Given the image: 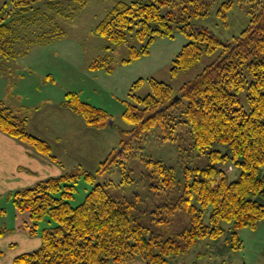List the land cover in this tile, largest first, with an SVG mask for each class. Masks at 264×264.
Returning <instances> with one entry per match:
<instances>
[{"label":"trees","instance_id":"1","mask_svg":"<svg viewBox=\"0 0 264 264\" xmlns=\"http://www.w3.org/2000/svg\"><path fill=\"white\" fill-rule=\"evenodd\" d=\"M71 1L74 5L70 11L65 0L5 3L0 8V55L15 59L21 54L16 49L17 26L9 19L13 13L18 15L20 23L37 24L42 19L40 14L45 12L43 6L60 16L71 17L88 3V0ZM214 1L118 0L99 22L97 31L101 35L115 45H128L125 62L148 54L156 37H174L176 32L185 34L188 41L173 59V74L191 68L205 54L217 51L218 54L178 90L165 81L151 78L148 94L132 93L134 101L126 103L124 119L133 127L120 131L119 146L100 163L96 173L77 168L12 193L16 208L29 212L32 223L26 221V225L31 234L37 233L41 220L55 222L43 228L42 245L16 256L14 264H111L127 262L138 255L147 264H169L170 258L187 252L199 240L221 236L225 232L223 222L232 223L233 239L237 241L233 246L239 247L241 238L237 230L256 227L264 219V0H248L251 13L248 24L227 40L197 22L199 17L209 14ZM232 6L233 0L222 1L218 15L226 19ZM43 20L55 29L42 35L63 36L64 30L52 22L53 17ZM91 67L112 71L108 57L96 59ZM141 82L142 79L137 80L131 90ZM65 105L82 115L91 127H105L112 118L76 92L66 94ZM181 124L190 127L194 147L208 154L209 163L185 167L172 208L184 209L190 223L179 232L165 234L153 228L155 217L148 223L142 221L143 216L132 200L118 198L111 182L99 183L96 178L113 164L124 163L133 141L144 134L159 128L166 132L164 138L175 139L174 129L179 130ZM26 125V117L0 100V129L56 161L49 142L30 133ZM217 143L228 146L229 150L216 148ZM227 159L241 168L234 180L217 166ZM148 163L154 177H162L160 181L165 185L176 182L172 166L161 159H150ZM81 176L92 187L84 200L74 205L72 199ZM4 233V229L0 230V235Z\"/></svg>","mask_w":264,"mask_h":264},{"label":"rangeland","instance_id":"2","mask_svg":"<svg viewBox=\"0 0 264 264\" xmlns=\"http://www.w3.org/2000/svg\"><path fill=\"white\" fill-rule=\"evenodd\" d=\"M118 0H88V3L71 16H60L44 7L39 23H20L13 13L10 20L18 29L16 49L21 54L13 59L0 55V100L27 119V130L49 142L56 161L55 169H61L58 176L81 168L96 173L100 163L119 146L121 130L131 129L132 124L124 119L127 102L134 101L133 94L145 96L151 91V78L165 81L178 90L185 82L193 79L218 54H205L201 61L191 68L173 74V59L188 41L185 34L176 32L174 37L158 36L152 42L148 54L125 62L129 47L115 45L97 31V25ZM215 0L207 16L199 17L198 23L208 26L221 39H232L248 24L251 13L248 0H233L227 18L218 15L220 3ZM10 0H0V8ZM38 2V5H41ZM44 4V3H43ZM66 9L73 7L71 0H65ZM37 5V4H36ZM64 30L62 37L47 38L44 31L55 27L46 17ZM43 30V31H42ZM103 57L110 59L112 71L104 67L93 69L91 64ZM142 79L134 90V83ZM76 92L81 99L104 109L111 115L108 125L102 128L88 126L82 115L65 105L66 94ZM244 101V96H241ZM174 129L175 139L164 138L166 132L155 128L133 141L124 163H115L111 168L97 175L96 182H111L115 195L120 199L132 200L144 222L151 217L153 228L165 234L183 230L190 223L184 209L172 208L176 201V187L184 177L185 167L205 166L209 163L207 153L194 147L186 124ZM223 152L229 150L224 144H215ZM161 159L174 168L176 182L165 185L161 178L154 177L148 160ZM217 166L224 169L230 180L239 177L241 168L231 159L220 161ZM154 177V178H153ZM173 186V188H172ZM92 184L81 176L76 184L74 205L81 203ZM12 195V194H11ZM11 195L0 197V230L7 229V235L28 229L31 224L29 212L19 211ZM171 207V208H168ZM158 213V217L156 213ZM211 208L205 212L208 221ZM24 221H28L27 223ZM155 223V224H154ZM27 224V225H26ZM48 219L37 225V233L31 235L33 247L25 248L23 241L13 247L25 248L19 254L35 250L42 245V230L53 225ZM26 226V227H25ZM225 232L218 238L206 237L196 242L187 252L170 258L169 264H264V219L256 227L239 228V247L233 239L232 223L223 222ZM30 248V249H29ZM25 250V251H24ZM111 264H147L138 255L123 262Z\"/></svg>","mask_w":264,"mask_h":264},{"label":"crops","instance_id":"3","mask_svg":"<svg viewBox=\"0 0 264 264\" xmlns=\"http://www.w3.org/2000/svg\"><path fill=\"white\" fill-rule=\"evenodd\" d=\"M60 172L61 169H55L51 160L0 129V197L34 186L39 181ZM21 228L23 227L20 226L13 235H7V229L3 228L5 233L0 235V264H14V259L20 255V251L37 244L36 241L32 244V234L29 230ZM16 239L23 241L26 247L21 249L19 245L16 248L13 247L18 244Z\"/></svg>","mask_w":264,"mask_h":264}]
</instances>
